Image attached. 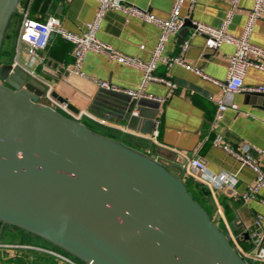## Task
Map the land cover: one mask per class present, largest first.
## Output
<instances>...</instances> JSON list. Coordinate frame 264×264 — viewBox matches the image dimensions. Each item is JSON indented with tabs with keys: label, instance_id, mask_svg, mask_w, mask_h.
Wrapping results in <instances>:
<instances>
[{
	"label": "water",
	"instance_id": "1",
	"mask_svg": "<svg viewBox=\"0 0 264 264\" xmlns=\"http://www.w3.org/2000/svg\"><path fill=\"white\" fill-rule=\"evenodd\" d=\"M18 3L0 0V45ZM188 28L192 16L180 42ZM45 90L18 65L0 68V222L90 264H252L186 189L184 159H156L95 133L40 103ZM155 102L101 88L91 108L129 122Z\"/></svg>",
	"mask_w": 264,
	"mask_h": 264
},
{
	"label": "crops",
	"instance_id": "2",
	"mask_svg": "<svg viewBox=\"0 0 264 264\" xmlns=\"http://www.w3.org/2000/svg\"><path fill=\"white\" fill-rule=\"evenodd\" d=\"M125 1L129 5L148 10L159 18L168 16L173 2ZM96 5V0H19L14 12L16 23L10 47L0 57V68L14 62V45L27 8L32 18L43 21L49 15H54L59 18L63 29L81 33L85 23L93 18ZM252 5L253 0L238 1L227 27L230 34L238 36L242 33ZM230 7L231 0L183 2L180 16L183 19L192 16L193 23L218 27ZM192 30L188 28L183 39V42H188V47L182 57L189 68L178 63L167 66L159 62L155 74L169 80L175 87L170 88L162 82L147 83L145 94L162 98V101L148 98L156 101L158 109L143 107V116L139 119L133 118L129 122L91 108L97 91L101 89L95 79L106 80L125 89H136L141 79V71L138 68L117 63L105 53L88 51L82 62L84 75H77L71 71L72 47L57 34L51 36L45 49L37 51L30 67L37 75L50 82L51 93L66 99L71 106L69 111L81 114L79 121L88 125L95 133L156 159L180 160L185 156H198L205 161L209 172L235 175L237 182L234 186L227 185L214 191L215 206L219 205L224 215L217 217L209 202L207 206L213 210L212 219H217L216 222L220 223L224 232L229 228L235 233H243L252 226L257 214L264 215V205L260 201L264 198V187L259 190L256 198L241 200L240 195L252 185L255 174L248 166L241 165L222 146H216L214 141L219 139L223 145L235 150L243 145L264 149V97L247 90L223 91L220 83L226 78L228 58L234 49L233 45L222 43L216 50L208 49L205 47V37L193 33ZM180 31L168 38L164 46V56L179 54L183 43L179 41ZM159 32L160 28L153 23L119 10H108L100 21L97 37L124 55L147 60ZM249 39L253 44L264 48V16L254 22ZM20 59L22 62L29 60L24 45ZM243 83L246 87L264 86V71L254 67L248 68L243 76ZM43 93L39 97L40 103L50 105L69 117V114L61 109L60 101L56 97L52 95L47 98ZM219 99L223 100L226 110L222 119L213 125ZM132 115L137 117V111L134 110ZM155 119L159 120L157 143L150 139ZM251 153L260 162H264V156L258 155L254 150ZM210 196L209 191L207 197ZM6 231L8 232L4 233L0 224V264H64L52 255L38 250L36 247L46 246L29 239L27 234L34 236L33 234L11 227H7ZM50 246L55 247L51 244Z\"/></svg>",
	"mask_w": 264,
	"mask_h": 264
},
{
	"label": "built area",
	"instance_id": "3",
	"mask_svg": "<svg viewBox=\"0 0 264 264\" xmlns=\"http://www.w3.org/2000/svg\"><path fill=\"white\" fill-rule=\"evenodd\" d=\"M239 0H231V7L226 12L225 17L218 27L195 22L193 33L201 34L205 37V47L211 50H216L222 43L233 45L234 49L228 58L227 75L223 82L220 83L221 89L225 92H240V91H257L264 93V86L246 87L243 83V76L250 67H254L264 71V48L253 44L249 37L253 28L254 22L261 16H264V0H253V5L250 8L242 33L238 36L232 35L227 31V27L231 22L233 11L237 7ZM97 5L93 18L85 23V27L81 33H73L61 27L58 17L49 15L45 20L40 21L30 17L29 9L24 11L20 22L16 42L14 45L15 58L13 65H18L23 68L29 76L41 81L46 90L44 96L51 98L52 87L49 81L37 75L30 67L31 61L39 50L46 48L53 34L59 35L63 40L68 42L72 47L73 65L71 71L77 75L83 76L82 62L86 52H102L108 58L117 63L130 65L138 68L141 71V79L136 89H125L111 84L106 80H96L98 87L115 92L125 93L132 98L147 97L162 101V98L152 97L145 94V87L151 81L165 83L168 87L174 88L175 84L169 80L158 77L155 70L159 62L170 66L172 63H178L188 67L183 61V53L188 47V42H183L180 46V52L175 56H164V46L171 35H176L183 27L184 19L180 16V8L183 2L194 3L196 0H173L171 8L166 18H159L153 15L148 10L140 9L134 5H129L125 0H96ZM108 10H119L123 13L137 17L145 22L153 23L160 28V32L156 43L147 60H142L138 57L124 55L113 49L106 43L102 42L97 37V31L100 21L104 13ZM25 47V52L29 55L30 64L25 66L20 59L22 46ZM189 68V67H188ZM61 109L69 114V118L78 120L81 114H73L69 111L67 103L60 102ZM226 110V105L222 99L216 103L213 125H216L223 116ZM63 114V113H62ZM64 115V114H63ZM159 120L153 121L152 134L150 139L157 143L156 136L158 134ZM216 146H222L228 151L241 165L248 166L255 174L252 185L240 195L241 200L247 201L257 197L258 192L264 187V162H260L251 151H255L258 155L264 156V149L243 145L240 149H232L227 145H223L219 139L214 141ZM182 175L185 178H191L197 183L205 186L211 193L214 200V191L216 188L224 186H234L237 182L235 175L220 172L218 174L211 173L206 168L205 161L198 156H185L184 162L180 166ZM264 205V198L260 199ZM215 214L217 217L223 216V210L219 205H216ZM227 236L234 251L252 264H264V215L257 214L250 228L244 230L243 233H235L231 229L224 232ZM248 243L247 247L243 246L242 241ZM47 254L52 255L64 264H90L85 263L77 258L69 255L66 252L55 248L36 247Z\"/></svg>",
	"mask_w": 264,
	"mask_h": 264
},
{
	"label": "rangeland",
	"instance_id": "4",
	"mask_svg": "<svg viewBox=\"0 0 264 264\" xmlns=\"http://www.w3.org/2000/svg\"><path fill=\"white\" fill-rule=\"evenodd\" d=\"M13 15V14H12ZM11 15V17L9 18V20H8V23H7V26H6V28H5V31H4V34H3V38H2V41H1V45H3V46H5L7 43L9 44V42H8V37H9V35H10V30H11V24L13 23V16ZM0 45V46H1ZM10 46V45H9ZM3 53H1L0 52V57H1V55H2ZM192 194H193V198L197 201V202H199L204 208H207V210H208V214L210 215V217L212 218V216H213V210L212 209H210L208 206H207V204H206V201H205V199H203V197L198 193V192H195V191H192ZM224 215V214H223ZM220 218V217H219ZM217 221V219L215 220V222ZM217 223V222H216ZM0 224H2V227H3V231H4V233H7L8 231H6V228L7 227H13L12 225H10V224H6V223H2V222H0ZM218 224V226L220 227V223H217ZM10 234V233H9ZM28 235V237H29V239H32V241L33 242H36V243H40V244H42V245H44V246H46L47 248L49 247V248H55V249H57L56 247H52V246H50V244L49 243H47V241L45 242V240L43 241V239H41L40 237H38V236H32V235H29V234H27ZM12 240H14V239H12ZM16 240V239H15ZM57 250H59V249H57ZM62 251V250H61ZM64 252V251H63Z\"/></svg>",
	"mask_w": 264,
	"mask_h": 264
},
{
	"label": "trees",
	"instance_id": "5",
	"mask_svg": "<svg viewBox=\"0 0 264 264\" xmlns=\"http://www.w3.org/2000/svg\"><path fill=\"white\" fill-rule=\"evenodd\" d=\"M12 16H13V23L10 26L11 30H10V35L8 37L9 38L8 39L9 44L7 43L5 46H3V45L0 46V52L1 53H5L8 50V48L10 47L9 45H10L11 37L13 35V27H14V25L16 23V13H14ZM87 127H88V125H87ZM184 182H185V185H186V189L191 193L192 196H193L192 191L198 192L203 197V199H205L206 204L208 203L207 196H208L209 191H208V189L205 186L197 183L196 181H194V180H192L191 178H188V177L185 178ZM205 209L207 210V208H205ZM207 212H208V210H207ZM221 231H223V230L221 229ZM242 243H243L244 247L248 246V243L246 241L243 240ZM57 249H59V248H57ZM59 250H61V249H59Z\"/></svg>",
	"mask_w": 264,
	"mask_h": 264
},
{
	"label": "flooded vegetation",
	"instance_id": "6",
	"mask_svg": "<svg viewBox=\"0 0 264 264\" xmlns=\"http://www.w3.org/2000/svg\"><path fill=\"white\" fill-rule=\"evenodd\" d=\"M12 229H14V230H17V229H19V228H16V227H11Z\"/></svg>",
	"mask_w": 264,
	"mask_h": 264
}]
</instances>
